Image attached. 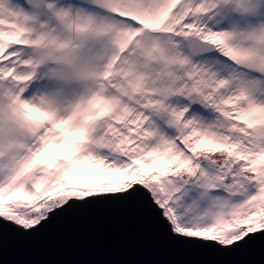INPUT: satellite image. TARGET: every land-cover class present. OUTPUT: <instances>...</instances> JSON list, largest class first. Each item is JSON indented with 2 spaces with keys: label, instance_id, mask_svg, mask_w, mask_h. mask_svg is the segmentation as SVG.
<instances>
[{
  "label": "snow or ice",
  "instance_id": "1",
  "mask_svg": "<svg viewBox=\"0 0 264 264\" xmlns=\"http://www.w3.org/2000/svg\"><path fill=\"white\" fill-rule=\"evenodd\" d=\"M101 212L264 258V0H0V255Z\"/></svg>",
  "mask_w": 264,
  "mask_h": 264
},
{
  "label": "water",
  "instance_id": "2",
  "mask_svg": "<svg viewBox=\"0 0 264 264\" xmlns=\"http://www.w3.org/2000/svg\"><path fill=\"white\" fill-rule=\"evenodd\" d=\"M245 264H264L259 255ZM0 264H214L212 257L162 245L122 218L96 213L20 247L11 240Z\"/></svg>",
  "mask_w": 264,
  "mask_h": 264
}]
</instances>
